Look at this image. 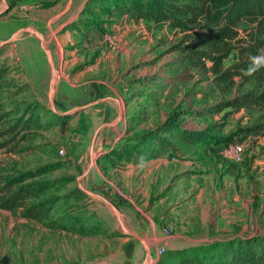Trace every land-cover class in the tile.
Returning a JSON list of instances; mask_svg holds the SVG:
<instances>
[{"label":"rangeland","instance_id":"rangeland-1","mask_svg":"<svg viewBox=\"0 0 264 264\" xmlns=\"http://www.w3.org/2000/svg\"><path fill=\"white\" fill-rule=\"evenodd\" d=\"M68 1L71 7L64 11ZM58 2L61 26L69 24L61 30L54 59L47 51L39 52L37 61H48L44 68L36 69L35 60L21 59L8 46L0 48V175L60 163L36 181H73L41 190L31 201L60 198L48 219L78 214L100 223V230L49 229L43 222L22 218L19 211L0 210V264H160L167 253L195 254L199 246L191 235L178 242L152 239L154 234H169L164 228L166 209L187 196L199 202L192 201L196 211L188 212L184 221L221 227L218 239L209 244L264 236V135L238 133L233 141L242 146L243 154L234 162L223 157L227 146H186L162 130L171 123L225 138L251 124L261 110L185 113L208 109L224 95L209 73L185 61L188 50L178 49L190 41L185 32L167 23L154 25L117 14L97 18L99 31L90 24L82 26L86 3L77 6L83 0ZM249 29L241 24L239 38L246 39ZM233 93L234 89L225 95ZM19 103L44 104L45 111L36 124L30 121L23 129L22 122L15 126L14 121L25 113L24 121L30 111H9ZM49 112L58 118L51 119ZM156 131L168 137L171 150L150 159L121 157L134 139ZM208 150H213L220 168L205 159ZM179 162L192 163L187 174L196 176L189 178V191L185 189L182 197L168 193L164 177V168ZM232 166V180L224 182ZM220 189L221 197L216 195ZM236 197L249 201L246 210L212 213L210 200L217 209L223 200L230 204ZM234 222L246 227L245 236H232L224 227ZM159 248H164L162 255H157Z\"/></svg>","mask_w":264,"mask_h":264},{"label":"trees","instance_id":"trees-1","mask_svg":"<svg viewBox=\"0 0 264 264\" xmlns=\"http://www.w3.org/2000/svg\"><path fill=\"white\" fill-rule=\"evenodd\" d=\"M113 14L127 15L131 19L144 20L154 25L167 23L171 28L187 34L185 37L190 40L189 43L178 48L180 51L188 50L185 61L209 73L212 82L224 95L208 109L185 113L203 116L208 112L219 113L225 109L261 110V114L251 124L225 138H217L210 131H193L181 125L165 124L162 130L171 133L176 142L192 147L210 143L214 146H228L234 144L233 139L238 133L243 136L264 135V0H88L81 12V16L87 18L82 21V26L90 24L100 31L97 18ZM241 24L250 26L246 39L239 38L238 28ZM232 89V95H225L231 94ZM2 106L0 104V109ZM9 111L14 114L19 111L27 114L30 111L24 121L22 116L24 118L25 113L14 121L15 126L22 122L24 129L30 121L37 120L38 114L45 111V106L40 103H19ZM49 113L51 119L58 118ZM230 113L228 111L223 116ZM160 132L137 137L122 149L121 157L128 161L137 156L150 159L171 150V141L161 136ZM60 167L61 164L56 163L28 171L14 170L1 174L0 210L19 211L22 218L43 222L49 229L97 233L100 223L78 214L63 213L60 217L48 219L60 198L31 201L41 190L65 187L73 181L71 178L36 181V178ZM194 251L195 254L182 250L167 253L160 264H264V236L234 238L228 242L202 245Z\"/></svg>","mask_w":264,"mask_h":264},{"label":"crops","instance_id":"crops-1","mask_svg":"<svg viewBox=\"0 0 264 264\" xmlns=\"http://www.w3.org/2000/svg\"><path fill=\"white\" fill-rule=\"evenodd\" d=\"M87 2L88 0H83L81 4H78V6L76 5L77 9H80ZM66 5L64 11L71 7L69 1ZM60 18L61 13L58 0H0V48L8 46L10 50L17 52L21 59L26 56L29 60H33V62L35 60L34 66L36 69L44 68L48 61L47 63L37 61V59H40L39 52L42 50L47 51L51 59H54V57L58 55L60 49L61 30L69 24L64 23L61 26ZM214 148L215 147H212L211 149ZM212 153L213 150H208L205 159L209 161V164L213 166L216 165L217 168H220L221 165L216 163L215 156ZM223 161L225 160L223 159ZM191 165L192 163L179 162L178 164H173L169 168H164V177L168 181L167 188L171 196L179 194L180 197H182L185 195L184 190L189 185V178L191 181L195 180L196 176H188L187 174L192 170L191 168H193ZM233 170L234 166L225 174L223 178L224 182H228L233 177ZM187 191L189 190L186 189V192ZM216 195L219 197L223 196L224 190L220 189ZM193 200L195 203L199 202L198 199H190L187 196L176 205H170L165 212L164 228L170 232H174L173 235H170V232L165 236L154 234L152 239L154 241H161L166 238L171 239L173 242H178V240L191 235L195 238L194 242L197 243L196 245L198 246L209 244L215 239H218L221 230L218 224L206 223L203 226L202 224L196 226L189 224L188 221H184L187 218L186 215H188V212L196 211L195 204H193V206L191 204ZM210 201L212 202V205H210L212 213H217V215H219V213L225 215L234 211L240 212L242 209L246 210V206H248L249 203V201H239V198L236 197L233 199V203L230 202V204H228L226 200H223L216 209L215 202L212 200ZM233 204H235V207H232ZM185 212H187V214H185ZM151 226L152 229L155 228L154 224ZM224 227L229 228L231 235L236 237H241L246 232V227L236 222L227 223ZM204 235L206 237H203ZM208 235L209 237H207ZM166 243L167 242H165V244ZM178 249H182V246L179 248H170V250L173 251Z\"/></svg>","mask_w":264,"mask_h":264},{"label":"built area","instance_id":"built-area-1","mask_svg":"<svg viewBox=\"0 0 264 264\" xmlns=\"http://www.w3.org/2000/svg\"><path fill=\"white\" fill-rule=\"evenodd\" d=\"M62 153V151H60ZM243 154V148L240 144H231L224 148L223 157L226 159H230L234 162H238L241 160ZM164 252V248H159L157 250V255H162Z\"/></svg>","mask_w":264,"mask_h":264},{"label":"bare ground","instance_id":"bare-ground-1","mask_svg":"<svg viewBox=\"0 0 264 264\" xmlns=\"http://www.w3.org/2000/svg\"><path fill=\"white\" fill-rule=\"evenodd\" d=\"M245 236V235H244Z\"/></svg>","mask_w":264,"mask_h":264}]
</instances>
